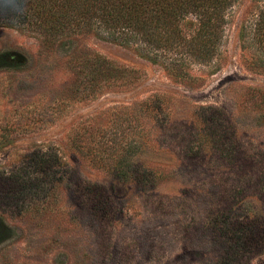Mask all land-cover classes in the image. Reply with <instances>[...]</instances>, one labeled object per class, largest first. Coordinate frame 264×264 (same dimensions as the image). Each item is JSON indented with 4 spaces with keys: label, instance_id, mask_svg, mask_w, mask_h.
<instances>
[{
    "label": "rangeland",
    "instance_id": "1",
    "mask_svg": "<svg viewBox=\"0 0 264 264\" xmlns=\"http://www.w3.org/2000/svg\"><path fill=\"white\" fill-rule=\"evenodd\" d=\"M47 3L0 0V264H264V70L242 46L264 0L185 77L95 26L49 42ZM95 55L116 76L76 87Z\"/></svg>",
    "mask_w": 264,
    "mask_h": 264
},
{
    "label": "trees",
    "instance_id": "2",
    "mask_svg": "<svg viewBox=\"0 0 264 264\" xmlns=\"http://www.w3.org/2000/svg\"><path fill=\"white\" fill-rule=\"evenodd\" d=\"M236 1L48 0L46 10L55 9L54 12L59 11L61 16L47 13L39 26L50 25V32L44 36L52 43L67 32H80L95 26L100 37L126 45L134 44L138 53L163 65L172 76L185 77L188 74L185 65L188 66L190 61L209 63L219 54L228 13ZM242 46L256 52L253 64L264 70V5L252 21L244 23ZM70 62L82 76L76 87L83 88L82 82H89L83 90H95L101 76L106 79L116 76V67L97 55L92 59L77 56ZM145 106L154 113L163 112L161 101L148 102ZM142 138L149 140L144 133ZM103 149L105 153L116 151L113 146ZM100 166L112 167L124 176L131 171L123 160L101 161ZM236 232L244 247L248 243V228L239 227Z\"/></svg>",
    "mask_w": 264,
    "mask_h": 264
}]
</instances>
